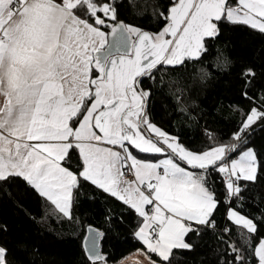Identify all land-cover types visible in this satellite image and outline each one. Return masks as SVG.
Masks as SVG:
<instances>
[{
  "label": "snow or ice",
  "instance_id": "1",
  "mask_svg": "<svg viewBox=\"0 0 264 264\" xmlns=\"http://www.w3.org/2000/svg\"><path fill=\"white\" fill-rule=\"evenodd\" d=\"M89 211L75 264H264V0H0V264Z\"/></svg>",
  "mask_w": 264,
  "mask_h": 264
},
{
  "label": "trees",
  "instance_id": "2",
  "mask_svg": "<svg viewBox=\"0 0 264 264\" xmlns=\"http://www.w3.org/2000/svg\"><path fill=\"white\" fill-rule=\"evenodd\" d=\"M125 3H127V0H125ZM134 3L137 9H139L143 4L151 3V0H134ZM129 11H131V9H129ZM125 19L126 22L139 23V21L133 19L132 15L125 16ZM187 83L192 88L193 93H195L197 89H201L200 99L205 101L203 107L206 109V114L201 120V123H203V120H207L209 125L215 129L227 131L230 122L236 118L229 109V101L234 99L231 89L223 82L210 86V88H201L198 82H193L191 80H188ZM211 88H214L215 91H210ZM206 97L207 99H205ZM221 102H223L224 106L222 109H218L217 106ZM165 105H167V111H171L172 101L170 98H165L156 102L154 110L158 116L164 117ZM172 119H175V116H173ZM163 122L167 124L169 123V120L164 119ZM189 135H191V133H189ZM5 218L9 220L13 230L12 234L23 236L25 233H28L31 235V226L27 221L17 219L11 214H6ZM87 223H93V225L96 226L99 223L98 215H95L91 211L88 212L87 219L84 221V225H82L80 229L79 240L68 235L57 237L54 234L46 235L42 238V248L46 253V258L49 264H75L80 255V248L78 245L83 241V235ZM32 238L37 239L35 236ZM132 243L133 242L130 238H124L123 242L117 246V251L127 254L132 250ZM197 260L198 257L193 256L192 264H196Z\"/></svg>",
  "mask_w": 264,
  "mask_h": 264
},
{
  "label": "crops",
  "instance_id": "3",
  "mask_svg": "<svg viewBox=\"0 0 264 264\" xmlns=\"http://www.w3.org/2000/svg\"><path fill=\"white\" fill-rule=\"evenodd\" d=\"M132 251V250H131Z\"/></svg>",
  "mask_w": 264,
  "mask_h": 264
},
{
  "label": "rangeland",
  "instance_id": "4",
  "mask_svg": "<svg viewBox=\"0 0 264 264\" xmlns=\"http://www.w3.org/2000/svg\"><path fill=\"white\" fill-rule=\"evenodd\" d=\"M131 252V251H130Z\"/></svg>",
  "mask_w": 264,
  "mask_h": 264
}]
</instances>
